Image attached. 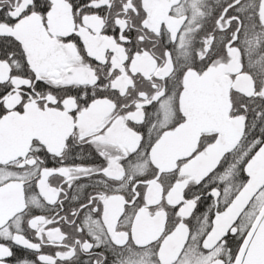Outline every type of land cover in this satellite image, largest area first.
Masks as SVG:
<instances>
[{"label":"snow or ice","instance_id":"snow-or-ice-1","mask_svg":"<svg viewBox=\"0 0 264 264\" xmlns=\"http://www.w3.org/2000/svg\"><path fill=\"white\" fill-rule=\"evenodd\" d=\"M0 264H264V0H0Z\"/></svg>","mask_w":264,"mask_h":264}]
</instances>
